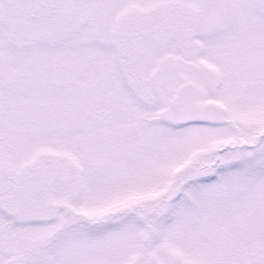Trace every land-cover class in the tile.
<instances>
[{"label": "snow or ice", "instance_id": "6c2138e0", "mask_svg": "<svg viewBox=\"0 0 264 264\" xmlns=\"http://www.w3.org/2000/svg\"><path fill=\"white\" fill-rule=\"evenodd\" d=\"M0 264H264V0H0Z\"/></svg>", "mask_w": 264, "mask_h": 264}]
</instances>
